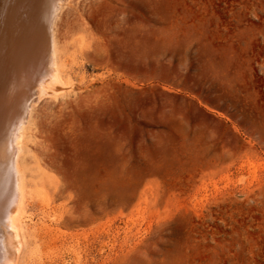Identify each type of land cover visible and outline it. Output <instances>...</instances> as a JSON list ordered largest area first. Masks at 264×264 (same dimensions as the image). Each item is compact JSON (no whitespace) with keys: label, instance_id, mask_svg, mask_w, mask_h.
Wrapping results in <instances>:
<instances>
[{"label":"rangeland","instance_id":"1","mask_svg":"<svg viewBox=\"0 0 264 264\" xmlns=\"http://www.w3.org/2000/svg\"><path fill=\"white\" fill-rule=\"evenodd\" d=\"M52 36L16 264H264V0H60Z\"/></svg>","mask_w":264,"mask_h":264},{"label":"bare ground","instance_id":"2","mask_svg":"<svg viewBox=\"0 0 264 264\" xmlns=\"http://www.w3.org/2000/svg\"><path fill=\"white\" fill-rule=\"evenodd\" d=\"M59 3L0 0V264H16L22 243L24 194L16 164L22 119L34 91L49 95L58 80L52 20Z\"/></svg>","mask_w":264,"mask_h":264}]
</instances>
